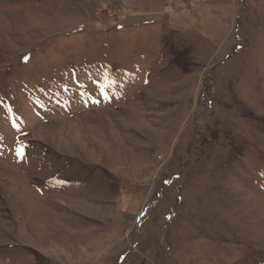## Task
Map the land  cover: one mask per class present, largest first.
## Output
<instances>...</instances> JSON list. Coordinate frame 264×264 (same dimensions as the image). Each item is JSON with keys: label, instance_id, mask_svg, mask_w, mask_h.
Returning <instances> with one entry per match:
<instances>
[{"label": "rangeland", "instance_id": "374dc122", "mask_svg": "<svg viewBox=\"0 0 264 264\" xmlns=\"http://www.w3.org/2000/svg\"><path fill=\"white\" fill-rule=\"evenodd\" d=\"M0 264H264V0H0Z\"/></svg>", "mask_w": 264, "mask_h": 264}, {"label": "snow or ice", "instance_id": "6c2138e0", "mask_svg": "<svg viewBox=\"0 0 264 264\" xmlns=\"http://www.w3.org/2000/svg\"><path fill=\"white\" fill-rule=\"evenodd\" d=\"M18 154H22V153H20V150H18Z\"/></svg>", "mask_w": 264, "mask_h": 264}]
</instances>
